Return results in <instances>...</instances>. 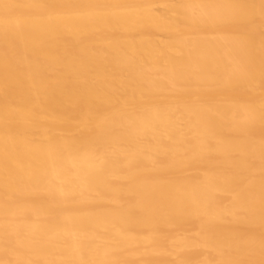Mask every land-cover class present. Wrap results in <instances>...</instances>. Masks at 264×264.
Wrapping results in <instances>:
<instances>
[{"label":"bare ground","instance_id":"1","mask_svg":"<svg viewBox=\"0 0 264 264\" xmlns=\"http://www.w3.org/2000/svg\"><path fill=\"white\" fill-rule=\"evenodd\" d=\"M0 264H264V0H0Z\"/></svg>","mask_w":264,"mask_h":264}]
</instances>
